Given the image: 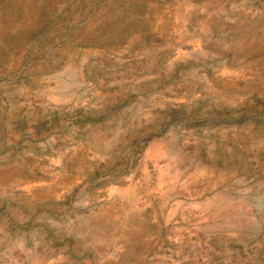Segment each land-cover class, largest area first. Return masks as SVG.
<instances>
[{
  "label": "rangeland",
  "instance_id": "rangeland-1",
  "mask_svg": "<svg viewBox=\"0 0 264 264\" xmlns=\"http://www.w3.org/2000/svg\"><path fill=\"white\" fill-rule=\"evenodd\" d=\"M0 264H264V0H0Z\"/></svg>",
  "mask_w": 264,
  "mask_h": 264
}]
</instances>
